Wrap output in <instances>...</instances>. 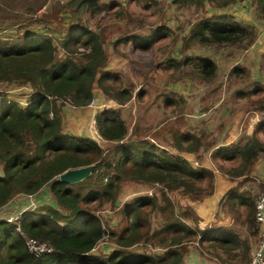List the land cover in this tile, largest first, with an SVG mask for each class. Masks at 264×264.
<instances>
[{"label":"trees","instance_id":"trees-1","mask_svg":"<svg viewBox=\"0 0 264 264\" xmlns=\"http://www.w3.org/2000/svg\"><path fill=\"white\" fill-rule=\"evenodd\" d=\"M173 1L196 6L209 1L223 6L236 0ZM251 2L257 14L264 18V0ZM117 4L115 1L65 0L62 7L72 20L71 27L52 28L48 23L44 30L0 37V84H28L33 89L31 95L25 96V105L18 98L6 95L0 100V206L20 194L34 195L45 190L44 194L48 192L50 197L39 209L22 213L17 222L0 219V264H183L185 244L191 240L200 244L207 241L217 251L237 248L232 254L240 257L237 263L240 264L249 259V246L235 228L200 227L192 208L187 210L186 217L191 218L187 221L188 217L183 219L177 215L170 197L172 191H179L191 200L211 194L213 173L210 169L194 166L186 157L157 146L149 139H129L128 126L113 106L95 114L97 131L106 141L104 146L93 136L63 129L64 100L76 106L86 105L92 100L95 87L119 103L132 97L133 89L115 83V75L105 69L108 53L103 30L91 29L84 21L89 14L93 17ZM36 19L39 24L47 22L43 18ZM63 32L60 40L63 53L59 54L54 35ZM150 37L153 36H120L112 46L116 48L132 38L145 48L148 41L154 39ZM253 37L251 27L237 22L229 14H212L208 20L198 21L190 32V39L202 45L244 44L250 43ZM192 59L188 56L187 63ZM194 60L190 71L202 80L213 79L217 70L215 60L209 56H195ZM256 103L264 108V98L257 99ZM138 130L137 125L129 134H137ZM170 133L171 144L177 150L190 153L213 142L182 127H173ZM262 151L264 142L252 136L240 144L218 145L211 155L231 179L249 170ZM235 155L239 158L236 166L232 163ZM102 160L105 161L103 171L93 177ZM226 160L232 161L231 164H225ZM89 163H94L95 167L82 180L67 182L58 178L67 168ZM90 179L92 184L88 186ZM127 181L133 184L159 182L162 187L158 188L159 193L148 194L136 189L124 194L123 200L128 197L129 200L121 211L120 222H116L115 228H109L101 211L105 206L116 205L122 185ZM252 195L248 189L232 186L227 189L223 206L234 211L236 221L246 223L257 233ZM155 211L163 217L159 228L151 226V214ZM23 234L50 242L53 250L38 256L32 254ZM107 239L115 246L99 254L92 252L99 242ZM141 240L164 241L166 245L162 246L166 248L153 253L129 249Z\"/></svg>","mask_w":264,"mask_h":264},{"label":"rangeland","instance_id":"rangeland-1","mask_svg":"<svg viewBox=\"0 0 264 264\" xmlns=\"http://www.w3.org/2000/svg\"><path fill=\"white\" fill-rule=\"evenodd\" d=\"M63 1L65 0H0V37L5 39L21 35L27 30H44L45 25L48 23L52 28L66 29L71 27L72 20L62 7ZM101 1H115L118 4L110 10L99 11V13L93 16L96 19L89 14L84 21L88 23L87 26L89 28L95 30L101 28L104 32V47L108 53V63L105 69L115 75L113 81L123 86H130L135 92L130 103L128 102L126 106H122V114L125 116L124 121L128 125L129 132L130 129L133 131L135 125L138 124L141 127L142 133L146 134L147 138L152 137L157 144L160 143L162 146L171 147L172 152H174L173 145H170L172 140V134L170 133L171 129H173L172 126H175V128L182 126L185 130L200 132L197 136L203 137V140H213L209 146L215 143L216 138L217 141H224L229 136H232V133H229L228 130L225 132L227 134H224V137H221L223 133H220L219 130L217 137H213L212 132L215 133L217 129V116H222L223 118L219 116L220 119H224L227 122L235 115L234 111L232 116H226L227 111L224 107L226 98H229V95L235 92V90L228 91L223 85L228 84V82L235 83V80H233L235 76H231L227 69L232 66L235 67V46L240 47L242 43H226L220 44V46H211L202 45L194 41V39H190L191 28L198 21L208 20L212 16L207 11L205 4L203 3L198 6L195 4L179 5L173 0ZM118 5L119 7H117ZM119 9L121 10L120 13L116 11ZM87 13L90 12L87 11ZM97 16H99L98 19ZM34 18H38L36 20L43 18L47 22L45 24H39V21H35ZM64 34L65 32L60 35H54V43L57 44L59 54L63 53L60 40ZM129 34H151L153 37L150 38L154 39H150L145 48L141 47L132 38L127 42L119 43L116 48L112 46V42L115 39ZM211 47L219 49L225 55L215 56L220 66L216 70L213 79L202 80L196 77L190 71V68L192 69V66H194V57L200 56L198 55L200 53L204 54L205 51L209 54L208 50H211ZM213 55L215 54L213 53ZM188 56L193 57V62L189 60L187 63ZM217 85H221V87L217 89ZM233 86L235 87V84ZM32 92L33 89L28 84H0V100L2 96L6 95L8 98H18L25 105V96L31 95ZM167 98L170 104H172V108L162 106V102L167 103V101L164 102ZM107 99L105 98L106 101ZM186 99L189 101L187 102ZM219 99H221V102L216 104V101H219ZM200 100L207 101L206 109L203 105L202 107L208 111L209 115H206L205 124L202 122L198 123L199 125H205V127L202 130H197L196 126L199 125L196 124L195 117L193 116L201 110ZM66 102L69 103V101L64 100V103ZM189 121L191 122L189 123ZM135 134L132 133L127 136L129 139L136 138ZM101 144L104 146L106 141H102ZM209 146L204 148L208 149ZM178 151L183 153L181 155L188 157H192L196 153H189L185 150ZM177 154L180 153L177 152ZM203 156L204 154L202 153L198 159L196 157L194 160L191 159V163L194 166H202L199 159L202 161ZM104 162L102 160L99 165V170L93 174V177L100 175L101 171H103ZM213 163L218 165L217 160L216 162L213 161ZM232 163L235 164V161ZM203 167L208 168L206 165H203ZM213 168H208L213 173L212 191L214 190V171H216L217 167ZM103 180L105 179L103 178ZM91 181L92 179H90L88 186L92 184ZM139 184H141V187H151L152 192L155 191L157 193H159L158 188L162 187L160 184L157 185L154 183H146L144 185V182ZM138 185L130 181L125 182L122 185V192L117 199L116 205L112 207L105 206L102 209L101 214L103 219L109 223V228H115L116 222L118 220L120 222L121 211L125 203L129 200V197L123 200L126 196L124 194H129L131 190H136L139 188ZM263 186L264 183L260 182V184H257L255 190L249 189L253 194V201L256 195L264 188ZM145 192L147 193V191ZM170 197L176 208L177 215L184 219L187 210L191 208V204L187 202L186 198L179 191L170 192ZM228 211L225 210L223 215L227 216L230 214L234 218V211ZM96 212L100 213V211ZM188 220L191 221V218L188 217ZM162 221L163 217L159 212L155 211L151 214L152 227H161ZM240 223L250 232V236L248 237L250 242L242 238L248 243L250 255V243L258 240L259 232L253 233L252 229L246 223ZM107 240L99 242L98 246L92 249V252L99 254V252L104 251V248L112 247L111 243H109L111 246H108L107 243L113 241ZM106 244L107 246H103ZM162 245H166V242L141 240L133 244L129 249L144 250L153 253L159 250L163 251L166 247ZM185 246H197L201 252L207 251L210 256L218 255V259H220L221 252L224 254L222 264H237L240 259L238 255L235 256L232 254L237 248L230 251H217L213 247H210L207 241L200 244L197 240H191Z\"/></svg>","mask_w":264,"mask_h":264},{"label":"crops","instance_id":"crops-1","mask_svg":"<svg viewBox=\"0 0 264 264\" xmlns=\"http://www.w3.org/2000/svg\"><path fill=\"white\" fill-rule=\"evenodd\" d=\"M204 4L210 15H232L237 22L242 23L244 26L251 27L254 31V37L250 43L244 42V44H242L240 47L235 46V67L229 66L230 68L227 69L231 76H235V78L233 79L235 80V87L233 86L234 84L232 82H228V84L223 85V87H226L228 91L235 90V92L229 95V98H226V102H224L226 103L224 105L225 110L227 111L226 116H232V113L234 111L235 115L227 122L224 119H220V117L222 116H217V129L215 133L212 132V136L217 137L219 130L220 133H223L221 137H224V134H227L225 132L228 130L229 133H232V136H229L224 141H217L216 138L215 143H213L212 146H210L208 149L201 147V149H199L192 157L182 155L191 162V159L194 160L195 157L198 159V157H200L203 153L204 156L202 157V161L201 159H199L202 166L206 165V167L211 169L213 167H217L219 169L218 165H215L213 163V161L216 162V160L211 155L212 151L215 150L218 145L228 144L230 142L240 144L242 142H245L252 136H256L259 140L264 142V108L259 107L256 103L257 99L264 98V18L260 17L257 14L255 4H253L251 0H236L235 2H231L223 6H215L213 3H209L208 1H206ZM212 45L215 44H211V46ZM208 53L211 54L209 55L205 51L204 54L200 53L198 55L211 57L213 60H215L218 69L220 65L217 63V58L215 56H224L225 54H222L219 49L213 47H211V50H208ZM213 53L215 55H213ZM234 68L235 72H233ZM219 87H221V85H217V89H219ZM134 95L135 92L133 90V94L130 100L124 103H119L114 99H109V97L104 95L101 90L96 87V90L94 88L93 104L88 103L82 106H76L70 102H66L63 104V129L73 134L93 136L92 118L95 117V114L104 107L113 106L115 109H118L120 111L121 117L125 119V116L122 114V106H126L128 102L130 103ZM105 98H108L107 101L105 100ZM166 101L167 103L162 102V106H165L166 108L169 106L170 108H172V104H170L168 98L167 100H164V102ZM188 101L189 100H187V102ZM219 102H221V99H219V101H216V104H218ZM202 105L206 109L207 101L200 100L201 110L193 116L195 117L194 119L196 121V124L200 122L205 124L206 115H209L208 111L203 109ZM190 122L191 121H189V123ZM138 126L140 128L138 133L141 134H135L136 138L149 139L150 141H154L152 137L147 138L146 134L142 133L140 125ZM204 127L205 125L200 124L199 126H196V129L202 130ZM131 132L132 130L130 129L129 132L128 129L127 135ZM194 133L198 135L200 132ZM101 141H103V139H101ZM171 142L170 145L172 146ZM157 145L172 152L171 147L169 146H162L160 143ZM173 150V153L179 152L180 155L183 154L175 147ZM203 158L208 160H204ZM231 162L232 161L230 160H226L227 165H230ZM238 163L239 158L237 155H235V166ZM217 168L216 171H214V190L211 194H208L198 200H191L189 197L185 195L183 196L186 198L187 202L191 204V208L193 209L194 214L198 217V225L200 227L222 225L234 228L235 226L237 235L241 239L245 238L250 242L248 238L250 236V232L246 228H244L239 221H236L234 218H232L230 214L227 216L223 215L224 211L226 210L223 206V200L226 195L227 189L232 186L238 187L239 190H249L250 188L255 190L257 184H260V182L264 183V151L259 153L258 158L255 160L252 167L249 168V170H246L247 172L245 171V173L237 175L234 178L230 179L227 173H225L221 169H219V171ZM138 184L139 183H137V185ZM138 187V191L140 190V188H143L141 189L142 191H145L147 188L146 186L141 187V184H139ZM44 193H46L45 190H43V192H41L40 194L17 195L5 205L0 206V219H4L6 215H15L19 211H25L22 213H26V211L39 209V207H42L44 203H48L50 200L49 193L47 192V195ZM109 243H111L112 246L115 244L113 242H108V246H111ZM253 243L254 242H251L250 246ZM107 244L103 246H107ZM111 248L112 247L104 248V251L110 250ZM206 252L207 251L201 252L197 248V246H187V251L185 252L183 258V264H222L224 254L220 252L221 256L220 259H218V255L210 256L208 252Z\"/></svg>","mask_w":264,"mask_h":264},{"label":"built area","instance_id":"built-area-1","mask_svg":"<svg viewBox=\"0 0 264 264\" xmlns=\"http://www.w3.org/2000/svg\"><path fill=\"white\" fill-rule=\"evenodd\" d=\"M93 102L94 99L92 98L89 103L93 104ZM92 128L93 137L98 141H101L102 138L97 131L95 117L92 118ZM104 178L106 179V177ZM154 184L158 185L159 182H154ZM145 191H147L148 194H151L152 188L149 187ZM254 209V218L258 223L259 227V238L256 242L254 240V243L251 245L249 259L243 261L241 264H264V188L256 195L254 199ZM22 212L25 211H19L15 215H6L4 219L8 221L17 222V219L22 217ZM23 237L28 250L36 256L41 255L43 253L51 252L53 250V245L50 242L40 240L39 238L25 234H23Z\"/></svg>","mask_w":264,"mask_h":264},{"label":"water","instance_id":"water-1","mask_svg":"<svg viewBox=\"0 0 264 264\" xmlns=\"http://www.w3.org/2000/svg\"><path fill=\"white\" fill-rule=\"evenodd\" d=\"M95 164L89 163L81 166L70 167L58 174L62 181L75 182L87 177L94 169Z\"/></svg>","mask_w":264,"mask_h":264}]
</instances>
